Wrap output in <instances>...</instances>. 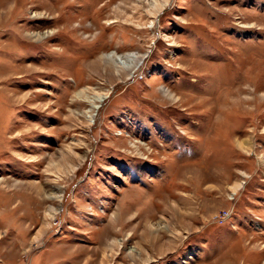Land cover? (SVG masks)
<instances>
[{
	"label": "rangeland",
	"instance_id": "1",
	"mask_svg": "<svg viewBox=\"0 0 264 264\" xmlns=\"http://www.w3.org/2000/svg\"><path fill=\"white\" fill-rule=\"evenodd\" d=\"M0 264H264V0H0Z\"/></svg>",
	"mask_w": 264,
	"mask_h": 264
},
{
	"label": "bare ground",
	"instance_id": "2",
	"mask_svg": "<svg viewBox=\"0 0 264 264\" xmlns=\"http://www.w3.org/2000/svg\"><path fill=\"white\" fill-rule=\"evenodd\" d=\"M15 9V8H14ZM36 17H37V15H36ZM55 19V18H54ZM46 34H48V35H50V34H52V32L49 30V31H47V32H44V35H46ZM37 36H40V37H42V35L39 33H37V34H34V37L35 38H37ZM47 36V35H46ZM133 58H134V55L132 56V55H130L129 57H124V58H120L119 60H117L119 63H124V65L122 66L124 69L126 68H131V65L130 64H132V62H133ZM122 61V62H121ZM128 70V69H127ZM108 96L106 95V96H104V97H102V98H100L99 99V102L100 103H102V102H104L105 101V99L107 98ZM100 106H97L96 108H99Z\"/></svg>",
	"mask_w": 264,
	"mask_h": 264
}]
</instances>
